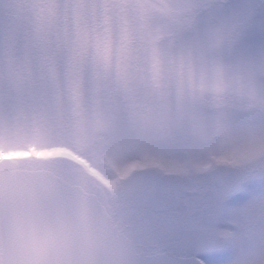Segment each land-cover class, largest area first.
Listing matches in <instances>:
<instances>
[{
  "label": "snow or ice",
  "instance_id": "snow-or-ice-1",
  "mask_svg": "<svg viewBox=\"0 0 264 264\" xmlns=\"http://www.w3.org/2000/svg\"><path fill=\"white\" fill-rule=\"evenodd\" d=\"M0 264H264V0H0Z\"/></svg>",
  "mask_w": 264,
  "mask_h": 264
}]
</instances>
